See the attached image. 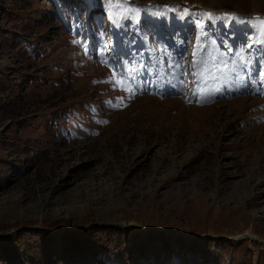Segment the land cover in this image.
I'll list each match as a JSON object with an SVG mask.
<instances>
[{
	"label": "rangeland",
	"instance_id": "374dc122",
	"mask_svg": "<svg viewBox=\"0 0 264 264\" xmlns=\"http://www.w3.org/2000/svg\"><path fill=\"white\" fill-rule=\"evenodd\" d=\"M56 1L0 0V236L33 229L24 264H95L64 233L112 225L152 259L151 229L264 264V0Z\"/></svg>",
	"mask_w": 264,
	"mask_h": 264
},
{
	"label": "trees",
	"instance_id": "16d2710c",
	"mask_svg": "<svg viewBox=\"0 0 264 264\" xmlns=\"http://www.w3.org/2000/svg\"><path fill=\"white\" fill-rule=\"evenodd\" d=\"M56 5L57 1L53 0ZM58 8V6H56ZM15 18V15L7 13ZM10 88L9 80L5 78H0V91H4ZM6 168H9V166ZM6 179L5 163L0 161V179ZM93 238L89 237L85 232L77 234L74 232L64 233L65 239L68 242V248L71 253H78L80 250H85L90 252L94 257L98 258L95 264H236L233 257L232 249L234 243L231 241L224 242L222 244L221 239L216 236H206L204 238L192 237L191 235H184L180 232L168 231H154L146 230L145 235L153 241L156 242L162 249L159 257L152 259L151 257L144 255L145 251V240L141 238L142 233L136 232L134 234V239L132 243V248L125 252V238L128 232L121 229L117 225L112 226H95L90 228ZM28 230V231H27ZM33 229H21L16 231L13 236H0V264H24V259L20 256L17 251V245L23 248L26 255L32 253V244H30L26 239V233ZM102 231L104 234L103 238L97 235V232ZM34 232H37L34 230ZM46 233V232H45ZM47 234V233H46ZM186 237L190 240L188 246H184L185 249L182 250V255L186 258L192 257V260H186L185 258H180L177 255H170V250L168 249L169 242L172 239H177L180 243L187 242ZM114 243L117 248V256H114L111 244ZM183 244V243H182ZM46 241L41 243L38 242L37 246L39 248L46 249ZM198 250L194 248L197 247ZM198 251V254L196 253ZM142 253V254H141ZM69 259L63 255L62 261L64 264H70ZM197 260V262L195 261ZM196 262V263H195ZM40 263L52 264L47 257L42 258ZM237 264H244L239 261Z\"/></svg>",
	"mask_w": 264,
	"mask_h": 264
},
{
	"label": "snow or ice",
	"instance_id": "6c2138e0",
	"mask_svg": "<svg viewBox=\"0 0 264 264\" xmlns=\"http://www.w3.org/2000/svg\"><path fill=\"white\" fill-rule=\"evenodd\" d=\"M109 8H111V2H109ZM138 11L139 10L134 8V7L123 8V10L121 12L114 13L110 18L113 19L115 26L117 28H119V27H121V24H120V18L121 17H123V19H125V20H132L134 17H136L138 15ZM202 16L207 17L209 20H211L213 17V14L212 13H203ZM224 19H225V27L227 28L228 25L232 22V18L229 17L227 14H225ZM256 19H259V18H256ZM196 23L198 26H201V27L203 26L202 20H198V21H196ZM214 23L215 22L213 21V24ZM252 31L255 32V31H257V29L253 28ZM259 31L264 33V21H260ZM247 46L249 48L252 47L251 44H248ZM86 51H87V49H86ZM261 75H264V73H261ZM114 76H115V73H114ZM117 83L123 84V81H118ZM133 94H135V93H133Z\"/></svg>",
	"mask_w": 264,
	"mask_h": 264
},
{
	"label": "water",
	"instance_id": "95a60500",
	"mask_svg": "<svg viewBox=\"0 0 264 264\" xmlns=\"http://www.w3.org/2000/svg\"><path fill=\"white\" fill-rule=\"evenodd\" d=\"M244 236V234L240 235V237ZM250 237V235H248Z\"/></svg>",
	"mask_w": 264,
	"mask_h": 264
},
{
	"label": "bare ground",
	"instance_id": "6f19581e",
	"mask_svg": "<svg viewBox=\"0 0 264 264\" xmlns=\"http://www.w3.org/2000/svg\"><path fill=\"white\" fill-rule=\"evenodd\" d=\"M209 8H211V7H209ZM247 234H249V233H247Z\"/></svg>",
	"mask_w": 264,
	"mask_h": 264
}]
</instances>
